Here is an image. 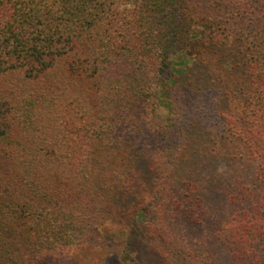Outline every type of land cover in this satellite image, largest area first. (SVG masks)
I'll list each match as a JSON object with an SVG mask.
<instances>
[{"label":"trees","instance_id":"16d2710c","mask_svg":"<svg viewBox=\"0 0 264 264\" xmlns=\"http://www.w3.org/2000/svg\"><path fill=\"white\" fill-rule=\"evenodd\" d=\"M214 119L241 151L212 149ZM211 154L255 200L230 235L262 231L264 0H0V264L97 245L170 206L138 191L164 168L192 180Z\"/></svg>","mask_w":264,"mask_h":264},{"label":"rangeland","instance_id":"374dc122","mask_svg":"<svg viewBox=\"0 0 264 264\" xmlns=\"http://www.w3.org/2000/svg\"><path fill=\"white\" fill-rule=\"evenodd\" d=\"M190 60L185 55L174 58L176 72L182 74ZM159 103V119L169 123V108L163 107L162 101ZM218 120L210 124L215 129L212 149L227 154L235 146L241 151L239 141H231L229 127ZM182 157L166 151L161 159L177 165ZM202 158L203 164L194 170L192 180L178 182L179 166L166 167L159 173L162 177L159 187L147 184L136 189L166 194L171 199L170 206L163 209L157 198L153 204H147L142 219L134 223L120 220L107 223L97 245L54 259L53 264H264V229L238 231V237L230 235L228 229L248 213L255 200L252 198L250 203L246 192L239 194L234 171L228 169L224 159L213 154ZM140 177L146 181L152 176L142 173ZM145 226H148L147 232L138 231Z\"/></svg>","mask_w":264,"mask_h":264}]
</instances>
